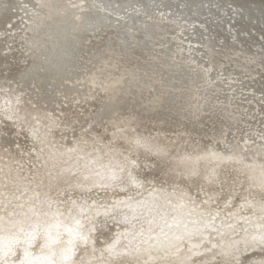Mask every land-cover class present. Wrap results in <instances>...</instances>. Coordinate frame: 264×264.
Listing matches in <instances>:
<instances>
[{
	"label": "rangeland",
	"instance_id": "obj_1",
	"mask_svg": "<svg viewBox=\"0 0 264 264\" xmlns=\"http://www.w3.org/2000/svg\"><path fill=\"white\" fill-rule=\"evenodd\" d=\"M262 6L257 0H120V4L119 0H0V15L3 10L8 13L0 27V41H4L1 51L16 57L8 59L11 62L10 71L0 72V84L7 83L15 93L13 99L0 95V215L8 212L25 218L24 214L36 209L42 216L58 213L68 217L71 207L81 202L86 205V210L79 218H82L79 232H92L91 217L103 220L102 216L107 214L104 217L109 230L107 238L99 239V230H96L92 239L100 245L99 250L104 249L102 251L105 253L112 248L114 241L122 239L126 233L130 237L126 247L133 248L134 253L143 251L142 259L133 264H148L153 260L165 264L170 257L184 259L186 257L182 252L187 250L191 254L192 248L206 252L202 248L204 244L217 250L222 247L217 252L218 260L216 258L215 264H241L245 260H251L252 263L259 260L264 263V254L254 255V251L256 253L258 247L264 245V235L260 236V231L264 230ZM96 13L103 15L102 23L88 20ZM45 20L48 22L49 31H57V27L68 29L73 37L72 40L69 36L68 41L77 50L67 56L68 60L62 59L51 70L52 77L48 79L47 88L56 93L50 94L48 91L45 95H36L25 90L32 84L26 76L21 77L24 82L20 80V76L19 79H13L15 70L26 64L25 61L20 62V56L26 57L27 61L31 60L32 57H28L32 53L30 48L39 47L40 53L35 51L32 55L39 57L43 64L49 59V51L43 48H46L47 39L52 32L44 29ZM32 26L41 28L39 36L38 33L34 35L37 36L34 37L37 44L31 37ZM81 26L87 30H81ZM83 33L85 35L82 36ZM92 40L97 41L98 45L100 43L98 54L104 58L96 57L87 48L89 42L93 44ZM101 40L104 42L101 43ZM0 92L4 93L2 89ZM22 93L32 110L42 116H33L31 124H26L21 108L24 105L17 101H21ZM46 98L49 102L44 100ZM106 104L125 107L126 119L129 118L127 127L131 129L144 126L150 133L154 129L153 132L160 131L169 136L186 132L192 134L190 138L193 143L201 141L207 147H216L205 159L197 161L200 171L208 177V182L216 183L218 188L213 186L214 189H210L213 188L212 185L207 186L203 178L194 181L187 176L183 178L181 172L177 171L178 164L174 160L166 162L159 167L157 174L153 175L152 172L151 175L147 171L149 166L146 167L142 162L138 163V159L126 155L125 149H117L118 153L114 149L108 151L106 148L109 144L99 143L98 140L103 139L90 134L91 129L98 125L96 121L101 119L100 114ZM199 113L201 115L197 117ZM45 117L56 121L52 126L54 137L52 135L48 140L39 131L40 127L47 129L48 124L43 120ZM195 119L200 122L187 126ZM40 123L46 125L42 126ZM120 124L122 123L107 125L105 120H101L98 125L100 129L98 126L94 129L101 132L100 134L112 136V133L125 130L126 124L123 127ZM169 128L173 129L170 131ZM196 131L207 133L206 138L200 133L195 134ZM76 151L85 154L81 160L99 156L103 160L99 168L102 177L108 174L111 166L104 159L113 152L112 159L116 158L118 161L126 156L119 164H115L114 169H119L118 180L107 185L103 182L87 181L77 175L73 176L74 179L69 177L70 180L61 181V184H52L54 187L50 186L49 190L41 188L38 178L44 172L41 169L43 163L50 161L46 159L49 158L47 154L56 158L54 162L57 167L61 164L63 167L80 156ZM12 153L16 157H12ZM189 155L194 156L195 153ZM128 160L132 161L131 164L126 163ZM142 174L147 175L144 177ZM65 183L67 186H64ZM161 185H164L170 196L165 199L166 207L155 216L156 226L146 229L148 222H144L142 216L146 208L138 212L142 213L141 219L134 218L132 231L127 232L118 225L117 219L126 215L122 213L126 208L120 209L118 206L128 202H136L132 206L143 204L145 198L151 196ZM112 188L115 190L112 191ZM38 198L41 199L39 203ZM157 216L159 219H166V231L159 226L162 219H157ZM165 223L164 221L162 224ZM254 231L256 235L252 236ZM225 233L223 239L226 241L220 240ZM241 233L242 239L238 240H241L240 244H235L232 239ZM227 236L230 240H227ZM259 236L261 241L254 244ZM247 237H250L249 240ZM58 241L62 242L61 238ZM88 241L87 245H91ZM221 241L230 245V249L223 248L228 245ZM91 251L93 254L94 251ZM100 251L98 256L101 255ZM240 255L244 256V260Z\"/></svg>",
	"mask_w": 264,
	"mask_h": 264
},
{
	"label": "bare ground",
	"instance_id": "obj_2",
	"mask_svg": "<svg viewBox=\"0 0 264 264\" xmlns=\"http://www.w3.org/2000/svg\"><path fill=\"white\" fill-rule=\"evenodd\" d=\"M116 1V0H114ZM241 2V0H239ZM118 2V1H117ZM258 3L263 4L264 6V0H257ZM111 3V2H110ZM129 3V1L127 2ZM119 4H120V0H119ZM120 6V5H119ZM195 6H198V4ZM262 6V7H263ZM260 15V14H259ZM102 14L96 13V15H94V17H92L91 19L88 20H93L99 23H102ZM6 17H8V13L6 10H3L2 15H0V27H1V23L3 20L6 19ZM35 18H38L37 16ZM85 20V19H84ZM47 20H45L43 22V24L45 25L44 29L49 31L47 29L48 25H47ZM82 29L81 30H87L85 27L81 26ZM31 37L34 43H36V40L34 37L39 36V32L41 30V28H34V26L31 27ZM92 29H90L91 31ZM49 32H52V34L48 37L47 39V43H46V48L50 53V56L48 57L49 59L46 60V62L43 64L42 62L39 61V57L33 56V52L38 51L40 53V49L39 47H32L35 45H30V48L32 50V53L28 56L29 58H31V60L26 59V57L20 56L19 60L20 62L25 61L21 68L15 70L14 73V79H19L20 76V80L22 76H26L29 81L32 82V84L29 87H26L25 90H30L33 93L40 94V95H45L48 93V91L50 92V94L52 93H56V91L54 90H49L47 88V86H49L48 83V79L50 80L52 77V68L55 64H57L59 61H61L62 59H67V56H70V53L77 50L75 49V46L72 45L68 40L69 36L70 38L73 40V37L69 34L68 29H64L61 27H57V31L56 29L54 30H50ZM38 33V35H37ZM37 36H34V35ZM82 36L85 35L84 33L81 34ZM88 36V35H87ZM102 39V38H101ZM39 41V40H38ZM93 41V44H91L89 42V44L87 45V48L89 50H91V52L99 58H104L102 55L98 54L100 51V43L98 45L97 41ZM101 43L104 42V40L100 41ZM169 42V41H168ZM4 43L3 40L0 41V72L2 71H10L11 69L9 68L11 66V62L8 61V59H15L16 57H14L13 55H8L5 54L1 51L2 48V44ZM173 43V42H172ZM37 44V43H36ZM40 44V43H39ZM45 47V46H44ZM163 47V46H162ZM168 48V47H167ZM15 49V47L13 48V50ZM42 49V48H41ZM164 49V48H163ZM166 49V48H165ZM12 50V51H13ZM17 51V50H16ZM14 52V51H13ZM9 53V52H8ZM18 53V52H17ZM15 53V54H17ZM21 53V51H20ZM24 53V52H23ZM8 55V56H7ZM18 55V54H17ZM28 58V59H29ZM18 60V59H17ZM68 60V59H67ZM13 61V60H11ZM16 62V61H15ZM14 62V64H16ZM16 65H20V64H16ZM13 67V66H12ZM14 69V67H13ZM41 69V70H40ZM22 70H24L25 72L23 73ZM40 70V71H39ZM5 73V72H3ZM13 74V73H12ZM12 76V75H11ZM17 76V77H16ZM9 77V75H8ZM7 76L5 78H8ZM1 79V78H0ZM9 79V78H8ZM27 79V81H28ZM19 80V81H20ZM7 81V80H5ZM23 81V80H21ZM9 82V81H7ZM12 82V80L10 81ZM24 82V81H23ZM17 83V82H15ZM51 83V82H50ZM14 85V82L12 83ZM36 85V87H35ZM19 86V85H18ZM34 88H33V87ZM64 86V83H63ZM12 86H9L7 83H2L0 84V89L3 90L4 93L0 92L1 96H6L8 99H13V97L15 96V93L12 91L11 89ZM66 87V86H64ZM67 88V87H66ZM53 89V88H52ZM14 90H16V88H14ZM34 90H38L34 91ZM22 92H24V90H21ZM43 97V96H42ZM44 100H47L44 99ZM57 100V99H56ZM173 100V99H172ZM18 102H20L21 104H23L24 106H21L22 108V113L25 117V122L26 124H31L33 122L32 118L33 116H37L38 118L42 116H39V113L37 111L32 110V107H30L28 105V102L26 101V99L23 98V93L21 96V101L17 100ZM49 102V100H47ZM30 102V101H29ZM34 102V100H33ZM174 102V100H173ZM38 107V106H37ZM40 108V107H39ZM47 108V107H46ZM37 109V108H36ZM35 109V110H36ZM38 110V109H37ZM45 111V110H44ZM125 107H121V106H117L114 107L113 105H109L106 104L103 106V112L100 114L101 119L98 118V120L96 121V124L99 125V122H101V120H105L106 124H110L112 126L116 125L117 123H122L120 124L121 127H123L124 124H126L124 126L125 130L117 133V134H113L112 136L108 135V134H100L98 132H96V130L94 128H96L98 125L94 126L91 129V136H97V138H101L103 139V141H99V143L101 144H109L108 147L106 149L112 150L114 149L115 151L117 149L126 150V155L131 156L132 158H134L135 160L138 159V163L142 162L143 164L146 165V167L149 166V168L147 169L148 173L152 175L157 174L160 169L159 167L162 166L163 164L165 165L166 162H171L172 160H174L175 162H177V166L178 172H181L183 178H185L186 176L189 178H193L194 179H199V178H203V180L206 182L207 186H217L216 183H209L208 182V177L206 178V174L202 173L200 166L198 165V159H205V157H207V154L209 152H212L216 149V147H213L212 145L207 147L205 146V144H203V142L198 141V143H193L192 139L190 138L192 134H186V132H179L180 134H173L174 136H169L167 134H162L160 133V131H154V129H151L152 132L150 133L149 129H146L144 126L141 127H137V128H129L127 127L128 122H129V118L126 119L127 115L125 114ZM206 111H208V109H206ZM205 111V112H206ZM47 112V111H46ZM49 112V111H48ZM44 113V112H43ZM178 113V112H177ZM42 113H40L41 115ZM47 114V113H46ZM180 114V113H178ZM201 113H199L198 116H200ZM47 116V115H46ZM129 116V115H128ZM45 119L47 121H45ZM139 119V118H138ZM204 119V118H203ZM44 122H46L48 124V126H46V128H39L40 133L43 135V137H45L46 140H48L50 137H52L53 135V125L54 123H56V121L54 119L49 120L48 117H45ZM130 120H132L130 118ZM134 120V119H133ZM135 121V120H134ZM133 121V122H134ZM28 122V123H27ZM142 122V121H141ZM200 122V121H199ZM196 121V119L194 121H192L191 123H189L187 126H189L190 124H197L199 123ZM25 124V125H26ZM43 124L42 126L46 125L44 123H40ZM52 124V125H51ZM105 124V123H104ZM104 126V125H103ZM101 126V127H103ZM106 127V126H105ZM99 128V126H98ZM97 129V128H96ZM100 129V128H99ZM173 129V128H169ZM261 131V128H259ZM51 130V131H50ZM95 132H94V131ZM112 130V128H111ZM61 131V130H60ZM109 131V130H108ZM171 131V130H170ZM110 132V131H109ZM113 132V130H112ZM184 133V134H183ZM196 133H200L203 136H207V133L204 134L202 133V131H196ZM254 133V132H253ZM55 134V133H54ZM89 134V133H88ZM100 134V135H99ZM41 135V136H42ZM57 135V134H56ZM183 136V138H181V136ZM10 135H8L9 137ZM202 136V137H203ZM54 137V135H53ZM196 137V136H195ZM193 138V137H192ZM7 139V138H6ZM9 139V138H8ZM93 139V138H91ZM90 139V140H91ZM194 139V138H193ZM196 140V139H195ZM203 140V138H202ZM93 141V140H91ZM192 142V143H191ZM98 143V144H99ZM9 144V143H8ZM183 144V145H182ZM6 145V144H5ZM206 145H210V144H206ZM8 146V145H7ZM48 146V145H47ZM78 146V145H77ZM82 147V146H81ZM86 147V145H85ZM97 147V146H96ZM103 147H106L103 145ZM92 148V146H91ZM81 149V148H80ZM87 149V148H86ZM79 150V149H76ZM82 150V149H81ZM89 150V149H88ZM95 150V149H94ZM51 151H55L53 149H51ZM96 151V150H95ZM105 151V150H104ZM107 151V152H108ZM83 152V150H82ZM80 151H76V153L80 156L73 158L72 160L69 161L68 164H66L65 166H59L55 164V160L56 158L54 156H49V158L46 159H50L49 162H47L46 164L43 163L44 165L41 167V169L43 168L44 172L42 174L41 178L39 179L41 188L44 189H48L50 188V186H52V184L54 183H60L61 181H65V180H70V178H72L73 176L77 177V175H80V178L84 179L87 181H97V182H103L104 184L110 185L113 182H115V180H118L119 177V169H114L116 168L115 164H119L121 159H125L126 156H121L122 158L119 159V161L114 158L112 159V154L111 156H108L106 159H104L106 161V163H108V165L110 166L108 168V174L105 177L101 176L100 173V165L102 164V159L98 158L96 156H94V158H90V159H85V160H81V157H83L85 154L82 153ZM106 152V153H107ZM117 152V151H116ZM74 153V152H73ZM104 153V152H103ZM109 153V152H108ZM118 153V152H117ZM190 153L195 155H189ZM16 154V153H14ZM55 154V153H54ZM95 154V153H93ZM70 155V154H69ZM76 155V154H75ZM96 155V154H95ZM123 155V154H122ZM2 156V155H1ZM11 156V155H10ZM117 156V155H116ZM12 157H16L15 155L13 156L12 153ZM11 157V158H12ZM44 157V156H43ZM42 157V158H43ZM70 157V156H69ZM85 157V156H84ZM201 157V158H200ZM21 158V157H20ZM45 158V157H44ZM19 159V158H18ZM52 159V160H51ZM83 159V158H82ZM133 159V160H134ZM14 160V159H13ZM16 160V159H15ZM132 160V159H131ZM131 160L126 161V163H130L132 162ZM224 160V158H223ZM19 163V160H16ZM21 161V160H20ZM45 161V160H43ZM63 161V159H62ZM119 162V163H118ZM123 162V161H122ZM63 163V162H62ZM66 163V162H65ZM64 163V164H65ZM104 163V162H103ZM136 163V164H138ZM219 163V162H218ZM216 163V164H218ZM8 164V163H7ZM131 164V163H130ZM172 164V163H171ZM220 164V163H219ZM122 165V164H121ZM120 165V166H121ZM127 165V164H126ZM170 165V164H169ZM11 166V165H10ZM9 166V167H10ZM18 166V165H17ZM119 166V165H118ZM117 166V167H118ZM168 166V165H167ZM112 167V168H111ZM134 167V166H133ZM204 167V166H203ZM4 168V167H2ZM7 168V167H6ZM120 168V167H118ZM136 168V165H135ZM125 169V168H124ZM131 169V168H130ZM138 169H139V165H138ZM141 169V168H140ZM176 169V168H175ZM5 170V169H4ZM7 170V169H6ZM102 170V168H101ZM133 170V169H132ZM145 171V167L143 169ZM204 170V169H203ZM124 171V170H123ZM146 171V172H147ZM5 172V171H4ZM10 172V171H8ZM14 172V170H13ZM38 172V171H37ZM134 172V171H133ZM156 172V173H154ZM204 172V171H203ZM206 172V171H205ZM17 173V172H16ZM20 173V172H19ZM103 173V172H102ZM131 173V172H130ZM129 173V174H130ZM142 173V172H141ZM214 174V173H213ZM253 174V173H252ZM8 175V174H7ZM25 175V174H24ZM37 175V174H36ZM127 175V174H126ZM144 175V177H146L147 174H142ZM150 175V176H151ZM259 175V174H257ZM6 176V174H5ZM18 176V175H16ZM141 176V175H140ZM149 176V175H148ZM215 176V175H214ZM4 177V176H3ZM9 177V176H8ZM11 177V176H10ZM14 177V176H13ZM39 177V176H38ZM70 177V178H69ZM73 177V179H74ZM134 177V176H133ZM179 176H177L178 178ZM212 177V176H211ZM256 177V176H255ZM28 178V177H27ZM26 178V179H27ZM79 178V177H78ZM122 178V176H121ZM131 178V177H130ZM205 178V179H204ZM8 179V178H7ZM19 179V177H18ZM35 179V178H34ZM37 179V178H36ZM37 179V180H38ZM72 179V180H73ZM179 179V178H178ZM1 180V179H0ZM14 180H16L14 178ZM77 180V178H76ZM81 180V179H80ZM131 181V179H129ZM138 180V178H137ZM140 180V179H139ZM189 180V179H188ZM213 180V179H212ZM13 181V180H12ZM24 181V180H23ZM75 181V180H74ZM129 181V182H130ZM175 181V180H174ZM179 181V180H178ZM177 181V182H178ZM186 181V180H184ZM199 181V180H198ZM255 181V180H254ZM2 182V181H1ZM8 182V181H7ZM16 182V181H15ZM14 182V183H15ZM21 182V181H20ZM35 182V180H34ZM68 182V181H67ZM78 182V181H76ZM83 182V181H82ZM128 182V181H125ZM139 182V181H138ZM169 182V181H168ZM171 182V181H170ZM183 182V181H182ZM187 182V181H186ZM203 182V181H202ZM201 182V183H202ZM24 183V182H23ZM72 183V182H71ZM70 183V184H71ZM79 183V182H78ZM86 183V182H85ZM118 183V182H116ZM13 184V183H12ZM61 184V183H60ZM69 184V186H70ZM115 184V183H114ZM119 184V183H118ZM117 184V185H118ZM125 184V183H124ZM123 184V185H124ZM174 184V183H173ZM188 184V183H186ZM185 184V186H186ZM200 184V183H199ZM26 185V184H25ZM66 185V183L64 184V186ZM72 185V184H71ZM89 185V184H88ZM102 185V184H100ZM165 185V184H164ZM164 185H161V187H159L156 191H154V193L151 196H148L145 198V202L143 204L137 205V206H132V204L136 203V202H128V204L123 203L121 206H118L120 209L124 207V211H122V213L124 212V216H121V218L117 219L118 221V225L122 226L123 229H125L127 232L132 231V223L134 218L138 217L139 219H141L140 214H138V212L141 210V212L143 210H146L143 212L142 216H144V222H148L147 223V227L146 229H150V227L153 225L156 226V214L158 212H160L161 210L164 209L165 206V199L170 196V194H168V190L165 189ZM201 185V184H200ZM8 186V185H7ZM28 186V185H27ZM59 186V185H58ZM61 186V185H60ZM59 186V187H60ZM67 186V185H66ZM78 186H80L78 184ZM85 186V185H83ZM113 186V185H112ZM119 186V185H118ZM127 186V185H126ZM131 186V185H130ZM136 186V185H134ZM175 186V185H174ZM190 186V184L188 185ZM221 186V185H220ZM12 187V186H11ZM16 187V186H15ZM24 187V186H23ZM54 187V185L52 186V188ZM90 187V186H89ZM99 187V186H98ZM114 187V186H113ZM132 187V186H131ZM130 187V188H131ZM192 187V186H190ZM9 188V187H8ZM18 188V187H16ZM21 188V187H20ZM62 188V187H60ZM59 188V189H60ZM72 188V187H71ZM70 188V190H71ZM79 188V187H78ZM96 188V187H95ZM102 188V187H101ZM109 188V186H108ZM117 188V186H116ZM127 188V187H126ZM170 188V187H169ZM218 188V187H216ZM37 189V188H36ZM40 189V187H39ZM69 189V188H68ZM74 189V188H73ZM77 189V188H76ZM75 189V190H76ZM80 189V188H79ZM87 189V188H86ZM114 188H112L113 191ZM192 189V188H191ZM210 189H214L210 188ZM8 190V189H7ZM25 190V189H24ZM23 190V191H24ZM83 190V189H82ZM98 190V189H97ZM115 190V189H114ZM182 190V189H181ZM184 190V189H183ZM187 190V188H186ZM220 190V189H219ZM12 191V190H10ZM39 191V190H38ZM56 191V189H55ZM61 191V190H60ZM63 191V190H62ZM61 191V192H62ZM104 191V190H103ZM108 191V190H106ZM117 191V190H116ZM119 191V190H118ZM130 191V190H128ZM59 192V191H58ZM64 192V191H63ZM77 192V191H76ZM75 192V193H76ZM84 192V191H83ZM127 192V191H126ZM190 192V191H188ZM217 192V190L215 191ZM12 193V192H11ZM38 193V192H37ZM40 193V192H39ZM47 193V192H46ZM44 191V194H46ZM50 193V192H48ZM56 193V192H55ZM66 193V192H65ZM68 193V192H67ZM111 193V192H109ZM115 193V192H114ZM123 193V191H122ZM172 193V192H171ZM43 194V193H41ZM78 194V193H77ZM82 194V193H81ZM105 194V193H104ZM116 194V193H115ZM119 194V192H118ZM126 194V193H125ZM178 194V193H177ZM186 194V193H185ZM13 195V194H12ZM48 194H46L47 196ZM51 195V194H50ZM176 195V194H175ZM174 195V196H175ZM220 195V194H219ZM11 196V195H10ZM39 196V194H38ZM45 196V197H46ZM114 196V195H113ZM42 197V196H41ZM44 197V196H43ZM44 197V198H45ZM173 197V196H172ZM12 198V197H11ZM44 198L43 201H44ZM50 198V197H49ZM169 199V198H168ZM41 200V199H40ZM39 198H38V203H39ZM47 200V199H46ZM49 200V199H48ZM53 200V199H52ZM42 201V202H43ZM48 202V201H47ZM50 202V201H49ZM48 202V203H49ZM45 203V202H44ZM55 203V202H54ZM41 204V203H40ZM39 204V205H40ZM121 204V203H120ZM167 204V203H166ZM1 205V204H0ZM44 205V204H43ZM146 205V206H145ZM2 206V205H1ZM0 206V207H1ZM49 206V205H47ZM145 206V207H144ZM117 207V206H116ZM166 207V206H165ZM115 208V207H114ZM119 209V210H120ZM52 210V209H51ZM86 210V205L81 203V202H77L75 203L71 209H70V215L68 217L64 216H60V214H55L51 215V216H42L36 209L29 211L27 214L25 215V218H21L18 216H15L16 214H8V212L6 214L0 215V264H133L136 260L140 259L142 257V250H138L136 251L137 253L132 252L133 248H131L130 246L127 248L126 245H128V243L130 242V237L127 236V234L125 233L126 236L123 235L120 236L122 237V239L118 238V240L113 243V246L111 249H108V251H105V253L102 251L104 249H102L101 251L99 250L100 245L94 240V238L92 239V237L94 236L93 232L94 231H98L99 230V234H100V238L99 239H106L107 238V231L109 232V230H107V226L105 224V220L104 217L108 216L107 214H104L102 216L103 220H99V219H94V217L92 216V220L91 221V225H93L90 230L92 232H89L88 234H86L84 231L79 232V223H81V219L79 220L80 217H82V215H84ZM55 211V210H53ZM103 211V210H102ZM101 211V213H102ZM105 211V210H104ZM113 211V210H112ZM46 212V210H45ZM47 212L49 213V211L47 210ZM58 212V211H56ZM100 212V211H99ZM97 212V214L99 213ZM115 212V211H113ZM126 212V213H125ZM10 213V211H9ZM39 213V214H37ZM99 213V214H101ZM112 213V212H111ZM110 213V214H111ZM118 213V212H117ZM121 213V215H122ZM53 214V213H50ZM23 215V213H22ZM23 215V216H24ZM41 215V216H40ZM45 215V214H44ZM102 215V214H101ZM101 215H99L101 217ZM98 216V215H97ZM118 216V215H117ZM120 216V215H119ZM159 216V214H158ZM157 216V219H159ZM86 217V216H84ZM161 217V216H159ZM107 218V217H106ZM114 218V217H113ZM163 218V217H162ZM160 218V219H162ZM84 219V218H83ZM88 219V218H87ZM109 219V218H108ZM112 219V217H111ZM110 219V220H111ZM137 219V218H136ZM159 219V220H160ZM143 220V219H142ZM152 220V223H150V221ZM108 221V220H107ZM166 222L165 224H162L163 222ZM136 222V221H135ZM138 222V221H137ZM82 224V223H81ZM80 224V226H81ZM151 224V225H150ZM262 224V223H261ZM112 225V223H111ZM134 225V224H133ZM140 225V224H139ZM144 225V224H142ZM148 225H150L148 227ZM117 226V224H116ZM159 226L162 227V229L164 231H166V229H168V225H167V221L166 219H162L161 223L159 224ZM260 226V225H259ZM89 227V226H87ZM143 227V230H145ZM86 228V227H85ZM139 228V227H138ZM263 228V227H262ZM261 228V229H262ZM83 229V228H82ZM158 229V228H157ZM233 229V228H232ZM260 229V230H261ZM86 230V229H85ZM142 230V231H143ZM227 230V229H226ZM230 230V229H229ZM234 230V229H233ZM259 230V231H260ZM87 231V230H86ZM111 231V230H110ZM141 231V229H140ZM224 231V230H223ZM144 232V231H143ZM216 232V231H215ZM235 232V231H234ZM43 233V234H42ZM92 233V234H90ZM98 233V232H97ZM136 233V232H135ZM134 233V234H135ZM145 233V232H144ZM155 233V232H152ZM233 232H231L232 234ZM123 234V233H122ZM210 234V233H209ZM217 234V233H216ZM246 234V233H244ZM264 235V230L260 231V236ZM226 233L224 234V236L222 238H220V240H224L223 239L225 237ZM239 235V234H237ZM249 235V234H248ZM247 235V236H248ZM256 235V231L253 232L254 236ZM96 236V235H95ZM212 236V235H211ZM217 236V235H216ZM229 236V233H228ZM227 236V237H228ZM251 236V237H252ZM256 238L255 243L257 244V241H261V237ZM91 237V238H90ZM242 233L236 237L233 238L232 240H235V244H240V241L238 242L239 239H242ZM246 237V236H245ZM61 238V241H58V239ZM89 238L91 239V242L89 240ZM250 237H247V239ZM255 238V237H254ZM211 239V238H208ZM213 239V238H212ZM211 239V240H212ZM218 239V238H217ZM229 239V237L227 238V240ZM40 240V242L38 241ZM89 240V241H88ZM114 240H116L114 238ZM230 240V239H229ZM249 240V239H248ZM247 240V241H248ZM254 240V239H253ZM89 242L91 245H87L86 242ZM216 242V240H214ZM223 241V242H224ZM252 241V240H251ZM210 241H208L209 243ZM222 242V241H221ZM222 242V243H223ZM212 244V242H210ZM225 243V242H224ZM232 243V242H231ZM210 244V245H211ZM217 244V243H216ZM220 244V242H219ZM227 244V243H225ZM224 244V245H225ZM253 244V245H254ZM228 245V244H227ZM90 246V248H89ZM212 246V245H211ZM230 245H228L226 247V245L223 248L228 249ZM216 247V246H214ZM220 247V246H219ZM234 249V246H232ZM245 247V246H244ZM243 247V248H244ZM249 247H251L249 245ZM253 247V246H252ZM90 250H89V249ZM105 248V247H104ZM202 248L204 250H206V252H199L200 249H193L191 250V254L190 251L189 253H187L185 251L182 252V254L186 257L184 259H178L177 257H170L169 259L167 257H165L166 259V263L165 264H215V260L217 258L218 260V251H221V248H219L217 250L213 249L212 247H208L205 244L202 246ZM207 248V249H206ZM212 248V249H210ZM258 251L255 253L254 251V255L257 254H264V245H261L260 247H258ZM107 249V248H106ZM131 249V250H130ZM230 249V248H229ZM256 249V248H255ZM93 250V254L92 251ZM241 250V249H240ZM98 251H100L101 255L98 256ZM230 252V251H229ZM238 253V252H237ZM178 254V253H177ZM176 254V256H177ZM181 254V255H182ZM220 254V253H219ZM229 254V253H228ZM179 255V254H178ZM237 255V254H236ZM252 255V254H251ZM250 255V256H251ZM180 256V255H179ZM183 256V257H184ZM226 257V255H224ZM241 256V255H240ZM249 256V255H248ZM220 257V256H219ZM244 257V256H243ZM243 257L241 256L242 260ZM247 257V256H246ZM146 258V257H145ZM180 258H182L180 256ZM235 258V257H234ZM248 258V257H247ZM142 259V258H141ZM149 259V258H148ZM162 259V258H161ZM160 259V260H161ZM221 259V258H220ZM232 259V258H231ZM239 259V258H237ZM249 259V258H248ZM255 258H253L254 260ZM150 260V259H149ZM156 260V259H155ZM226 260H228L226 258ZM263 260V258H262ZM139 261V260H138ZM148 261V260H147ZM159 261V260H158ZM163 261V260H162ZM223 261V260H222ZM230 262V260H228ZM233 261V260H232ZM251 261V260H250ZM250 261H244V263L242 261H240L241 264H264V263H260L262 261L256 260L255 262H250ZM145 262V259H144ZM143 262V263H144ZM160 262V261H159ZM221 262V260H220ZM228 262V263H229ZM138 263V262H136ZM148 263V262H147ZM217 263V261H216ZM239 263V262H238ZM146 264V263H145ZM148 264H161L158 263L157 261L155 262L150 261V263ZM163 264V263H162ZM221 264V263H220ZM222 264H224L222 262ZM226 264V263H225Z\"/></svg>",
	"mask_w": 264,
	"mask_h": 264
}]
</instances>
